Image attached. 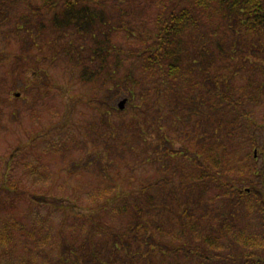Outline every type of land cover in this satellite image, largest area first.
<instances>
[{
    "label": "rangeland",
    "instance_id": "374dc122",
    "mask_svg": "<svg viewBox=\"0 0 264 264\" xmlns=\"http://www.w3.org/2000/svg\"><path fill=\"white\" fill-rule=\"evenodd\" d=\"M30 1L40 10L33 12L25 0H0V200L11 201L5 213L0 210V229L6 215L25 221L24 232L15 234V247L13 242L0 244V264H62L67 250L63 245L74 244L72 249L77 245L68 242L69 224L92 212V195L106 187L122 192L126 179L132 183L162 179L166 173L161 164L167 169L177 161L166 152L190 148L199 153L196 145L205 132L212 145L230 144L228 133L233 136V148L221 160L233 171L250 164V153L257 166H264L260 148L253 145H264V92L249 121L216 107L210 132L207 124H197L199 114L174 109L153 95L146 75L134 71V63L125 61L123 53L106 58L107 70L120 62L115 74L102 71L100 77L85 80V71L97 73L102 64L87 60L93 41L72 35L71 30L58 32L51 16L42 14V1ZM160 1L97 0L93 5L107 23L98 33L106 32L111 46L133 45L152 31ZM256 41L264 45V33ZM69 42L81 43L75 53L81 61H70ZM263 57L259 53L249 58L263 64ZM250 75L247 67L233 83L242 85ZM141 93L145 100L139 102ZM193 94L196 97L198 91ZM123 98L127 102L119 110ZM218 121L227 125L219 126ZM182 201L183 196L177 209ZM80 256L86 254L79 251Z\"/></svg>",
    "mask_w": 264,
    "mask_h": 264
},
{
    "label": "trees",
    "instance_id": "16d2710c",
    "mask_svg": "<svg viewBox=\"0 0 264 264\" xmlns=\"http://www.w3.org/2000/svg\"><path fill=\"white\" fill-rule=\"evenodd\" d=\"M25 1L33 12L40 10L34 2ZM40 1L42 14L51 16L58 32L71 30L72 35L93 41L87 60L102 64L97 73H83L87 81L100 77L102 71L115 74L120 62L107 70L106 58L123 53L125 61L134 63V71L146 75L153 95L174 109L199 114L197 124H207L210 132L216 107L249 121L260 103L264 63L249 57L264 56V45L256 41L264 33V0H161L152 31L121 49L110 45L106 32L98 33L99 26L107 23L93 5L97 0ZM191 35L192 40L186 41ZM80 44L68 43L72 47L68 50L70 61H81L75 58ZM247 67L251 68L250 77L235 85L233 80ZM102 78L112 81L108 75ZM195 91L198 95L193 97ZM143 93L139 102L145 100ZM228 134L230 144L219 141L212 145L205 132L196 145L199 153L190 148L166 152L177 161L167 169L161 164L166 173L162 179L138 183L126 179L128 185L122 192L113 193L105 186L100 194L92 195V212L80 216V221L73 217L69 224L72 239L68 242L77 241V245L75 249L71 248L74 244L63 245L67 250L61 263L264 264V166H257L254 153L244 170L233 171V166L221 163L233 148V136ZM253 145L260 148L264 164V145ZM7 205L10 207L11 201L0 200L4 213ZM6 218L0 244L13 242L15 247V234L24 232L25 221H16L11 215ZM79 251L86 256L78 257Z\"/></svg>",
    "mask_w": 264,
    "mask_h": 264
},
{
    "label": "water",
    "instance_id": "95a60500",
    "mask_svg": "<svg viewBox=\"0 0 264 264\" xmlns=\"http://www.w3.org/2000/svg\"><path fill=\"white\" fill-rule=\"evenodd\" d=\"M17 95H18V94H17ZM126 101H127L126 98H123V99H121V100L119 101V103H118V108H119L120 110H122V109L124 108Z\"/></svg>",
    "mask_w": 264,
    "mask_h": 264
}]
</instances>
